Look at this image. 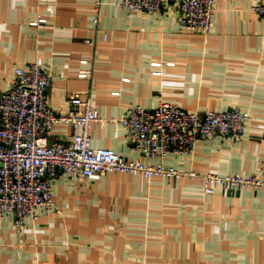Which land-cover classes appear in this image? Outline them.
Segmentation results:
<instances>
[{
	"label": "crops",
	"instance_id": "0c3cea01",
	"mask_svg": "<svg viewBox=\"0 0 264 264\" xmlns=\"http://www.w3.org/2000/svg\"><path fill=\"white\" fill-rule=\"evenodd\" d=\"M261 1L214 0L203 34L178 24L175 0L150 15L129 14L119 0H0V90L15 68L40 57L51 77L48 105L64 115L79 94L100 119L90 127L91 147L144 164L157 161L131 153L111 122L131 107L238 108L249 117L240 139L202 140L191 156L162 164L255 175L264 159V18L250 7ZM38 18L44 22L32 26ZM83 59L88 79L77 76ZM71 133L80 128L56 125L49 141ZM51 192L59 214L18 230L0 222V264H264V188L204 195L198 180L61 174Z\"/></svg>",
	"mask_w": 264,
	"mask_h": 264
},
{
	"label": "built area",
	"instance_id": "2783aa9c",
	"mask_svg": "<svg viewBox=\"0 0 264 264\" xmlns=\"http://www.w3.org/2000/svg\"><path fill=\"white\" fill-rule=\"evenodd\" d=\"M172 0H119L129 14H153ZM178 24L189 32L207 33L214 15V0H175ZM98 5V2H96ZM264 18V0L250 7ZM38 18L32 26L43 23ZM96 22V19H93ZM92 44V40H85ZM79 78L92 76L88 61L81 60ZM40 57L14 69L7 89L0 90V222L9 221L15 230L25 221L59 214L52 183L66 175L77 180H97L106 174L141 176L145 180H198L204 195L215 188H264V159L258 172L248 177L197 174L165 167L168 157H189L202 140L222 137L231 143L243 135L248 114L238 108L204 112L185 110L176 104L160 102L153 109L139 105L111 122L119 125L131 153L157 161L144 164L128 160L113 151L90 145V127L100 122L97 109L79 94L68 98L69 110L58 114L47 103L51 77L43 69ZM86 65V66H85ZM157 75L158 72L154 71ZM68 125L80 133L50 142L54 126Z\"/></svg>",
	"mask_w": 264,
	"mask_h": 264
}]
</instances>
